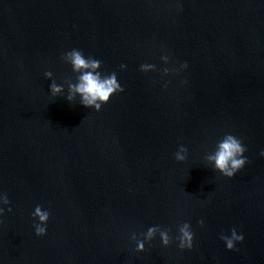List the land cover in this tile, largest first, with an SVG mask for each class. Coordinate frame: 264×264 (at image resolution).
I'll return each mask as SVG.
<instances>
[{"label": "water", "instance_id": "95a60500", "mask_svg": "<svg viewBox=\"0 0 264 264\" xmlns=\"http://www.w3.org/2000/svg\"><path fill=\"white\" fill-rule=\"evenodd\" d=\"M73 48L124 89L99 112L49 92L46 71L75 82ZM226 133L248 158L231 179L207 160ZM262 150L264 0H0V264H264ZM183 222L192 250H134L132 232Z\"/></svg>", "mask_w": 264, "mask_h": 264}, {"label": "clouds", "instance_id": "9594fccd", "mask_svg": "<svg viewBox=\"0 0 264 264\" xmlns=\"http://www.w3.org/2000/svg\"><path fill=\"white\" fill-rule=\"evenodd\" d=\"M61 59L70 65L73 73L76 74L75 82L67 84V95L65 93L64 84H57L53 79V73L46 71L45 78L52 80L49 85V92L52 97L64 96L65 99L72 103L76 97H79V103L86 108L94 109L99 112L102 106L110 101V98L124 89L118 81L117 73L102 72V61L93 57L86 56L85 53L79 49L73 48L62 54ZM161 60L167 63L170 59L169 55H163ZM183 69L188 68L185 62L181 65ZM126 65L121 64L120 69L124 70ZM155 64H141L140 71L144 73L156 71ZM163 71L168 73L169 69L164 68ZM170 82V81H169ZM186 83V81H183ZM167 87V83L164 84ZM247 151L242 140L237 136L226 133L216 144L213 151L207 156L209 164H211L214 171L219 172L222 176L233 178L241 169L248 163V158L245 156ZM188 149L184 145H179L178 150L174 153L177 162H184L187 159ZM259 155L264 157V150ZM11 212L10 201L7 194L0 195V217L5 213ZM34 221L33 227L37 236H44L47 233V223L50 218V212L43 209L42 206L37 205L31 213ZM200 227H204V220L198 221ZM170 228H164L159 225H153L147 228L145 232L137 235L132 232L130 240L135 243L136 252H144L145 245L159 236L161 246L167 248L173 242L181 250H192L195 233L190 222H183L179 225L175 237L171 235ZM220 239L224 242L226 249L231 251L235 249L237 243L243 242L244 235L238 233L236 228L231 229V234H221Z\"/></svg>", "mask_w": 264, "mask_h": 264}]
</instances>
